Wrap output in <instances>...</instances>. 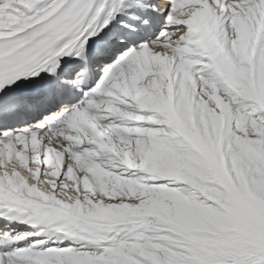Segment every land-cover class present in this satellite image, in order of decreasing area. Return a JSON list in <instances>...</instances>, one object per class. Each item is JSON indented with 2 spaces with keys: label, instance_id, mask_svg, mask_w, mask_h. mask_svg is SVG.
<instances>
[{
  "label": "snow or ice",
  "instance_id": "obj_1",
  "mask_svg": "<svg viewBox=\"0 0 264 264\" xmlns=\"http://www.w3.org/2000/svg\"><path fill=\"white\" fill-rule=\"evenodd\" d=\"M0 264H264V0H0Z\"/></svg>",
  "mask_w": 264,
  "mask_h": 264
}]
</instances>
